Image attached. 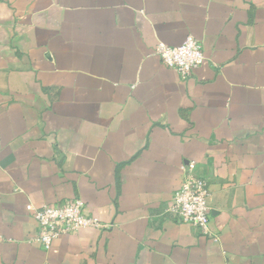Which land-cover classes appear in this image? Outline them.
<instances>
[{"label": "crops", "instance_id": "obj_1", "mask_svg": "<svg viewBox=\"0 0 264 264\" xmlns=\"http://www.w3.org/2000/svg\"><path fill=\"white\" fill-rule=\"evenodd\" d=\"M184 164L217 241L167 212ZM74 198L106 228L44 249L27 206ZM0 264H264V0H0Z\"/></svg>", "mask_w": 264, "mask_h": 264}, {"label": "built area", "instance_id": "obj_2", "mask_svg": "<svg viewBox=\"0 0 264 264\" xmlns=\"http://www.w3.org/2000/svg\"><path fill=\"white\" fill-rule=\"evenodd\" d=\"M155 54L162 63L173 69L182 80H187L205 61L202 43L193 36L187 37L180 46L159 43ZM183 178L180 189L167 209L177 222L187 224L206 237L217 241L210 230V192L205 179L198 177L192 167L182 165ZM38 225L34 239L44 249L50 250L56 240L67 235H76L84 230H103L105 225L86 212V205L80 198L68 200L59 205H43L39 208L28 205Z\"/></svg>", "mask_w": 264, "mask_h": 264}]
</instances>
